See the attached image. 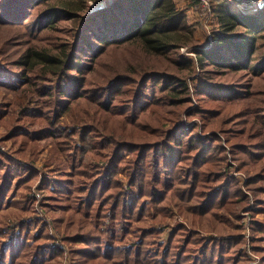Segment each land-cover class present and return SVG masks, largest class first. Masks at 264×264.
Segmentation results:
<instances>
[{
    "label": "trees",
    "instance_id": "obj_1",
    "mask_svg": "<svg viewBox=\"0 0 264 264\" xmlns=\"http://www.w3.org/2000/svg\"><path fill=\"white\" fill-rule=\"evenodd\" d=\"M231 5L217 1L212 43L192 46L189 58L178 48L194 30L174 0H0L2 21L72 25L56 54L28 48L18 70L0 60V88L17 95L0 109V126L19 143L0 153V264H61L62 241L78 244L71 264H246L245 210L249 249L264 264V99L216 81L263 72L264 8ZM127 43L147 64L87 78L107 47ZM197 66L208 81L192 107ZM183 113L201 127L183 126ZM45 148L50 172L61 171L42 198L47 214L59 210V242L32 214L35 189L52 183L29 163Z\"/></svg>",
    "mask_w": 264,
    "mask_h": 264
},
{
    "label": "rangeland",
    "instance_id": "obj_2",
    "mask_svg": "<svg viewBox=\"0 0 264 264\" xmlns=\"http://www.w3.org/2000/svg\"><path fill=\"white\" fill-rule=\"evenodd\" d=\"M217 1L210 0L209 5L204 6L196 0H174L177 7L182 10V14L186 17L188 24L194 30L191 36H182V38H185L183 40L185 41V44L182 47L178 48V51L180 53L185 54L190 58L193 57L191 54H194L190 52V50H192V46L198 47L200 45H211L212 31L217 25L214 12V5L217 4ZM99 5L104 6L105 4L104 2L92 3V10L96 9ZM231 7H233V5H231ZM38 9L39 7L36 9V11ZM233 9L235 10V8ZM69 27H72L71 22L66 19H61L60 21H58V23L55 24L53 29H40L38 27H31V23L25 24L14 21L9 22L0 20V60L2 62H8L9 66L12 69L18 70L19 67H16L17 59L23 56L28 48H32L34 50L44 49L56 54L59 51L60 45L62 43L67 42V30H69ZM260 43L262 44V48L261 50H259L258 53H256L258 58H260L261 52L264 51V37L260 39ZM190 46L191 48H189ZM147 61H149V59L145 56V52L137 44L127 43L124 45L122 44L117 46H109L107 47L105 53H103V55L100 57V60L95 63L93 71L87 75V78L91 81L97 82L99 80L103 82L108 76L117 72H127L128 70H140L143 65L147 64ZM40 65L42 66V64H39L38 67H40ZM195 70L196 71L189 79V86L191 90L190 93L192 97V107L198 104V100H196L197 98L195 96V93L198 94V92L203 89V86H205L204 83L208 81L206 77H204L201 68L197 66ZM249 73V75H247V73L244 74L243 72L220 73V75L216 77V81L224 82L232 86H238L236 88L242 92L249 88L250 92H254V96L260 99H264V70L262 73L256 75L253 72ZM251 95L252 94H248L247 96L251 97ZM16 96L17 95L11 89L1 87L0 109L4 107V105L9 99L15 100ZM16 114L17 111L14 112L10 110L9 115H5L4 119L8 118L9 124L12 125L13 123H15L14 117L16 116ZM181 118V124L185 127H191L195 124L199 128L201 127L200 121H198V117H187L186 114L183 113ZM21 121H24V119ZM3 130L4 126H0V153L12 154L15 150H17L19 143H15L11 140H4ZM43 143L44 141L42 140L35 144L37 146H40ZM29 155L30 153H28L26 157H28ZM48 156L49 153H47V148H45L44 150H41L39 152V154L36 156L37 158L34 161L29 162L30 165L34 166L36 170H38L40 173H43L44 178L45 176H48L50 182L53 183L46 185L44 188L40 186L35 189L34 192L37 201L35 208L32 211V214L45 220V223L47 224L46 229L50 234V238L59 242L61 240L62 233L54 227V223L52 221L54 217L51 213V211L57 212L59 210L56 208H52V210L47 214L45 212L46 208H44L43 206V203H47L46 197L49 195V191H51L53 187L59 186V182L57 180L59 179V173H61L60 170H57L53 173L50 172V167L46 162ZM50 162L51 161H49V163ZM235 173L238 176H243L241 173ZM15 179L12 180L13 183ZM241 214L243 217L240 222H242L243 226L245 227L242 230V235L244 236L246 246H248L246 250L251 258L250 260L248 259L246 264L256 263L254 261H257L259 264L260 256L251 252V250L249 249V247L251 246V238L253 235L248 226L250 223L249 220L251 219L249 211H242ZM55 215H59V212ZM259 217H261L260 214L258 215V218ZM30 228L31 232H35L37 230V227L34 225H31ZM131 229L132 228H130V230ZM129 234H127L126 237L132 238V233ZM60 244V247L63 246L66 249L64 257L61 258V264H71L70 259L72 258H70V250L71 248L77 247L78 244H72L70 242L65 241H62V243ZM72 264L81 263L77 262V260L75 259L74 263Z\"/></svg>",
    "mask_w": 264,
    "mask_h": 264
},
{
    "label": "built area",
    "instance_id": "obj_3",
    "mask_svg": "<svg viewBox=\"0 0 264 264\" xmlns=\"http://www.w3.org/2000/svg\"><path fill=\"white\" fill-rule=\"evenodd\" d=\"M200 4L207 6L210 0H196ZM233 8L235 11L241 14H253L258 13L264 8V0H232ZM258 264L257 261H254ZM254 263V264H256Z\"/></svg>",
    "mask_w": 264,
    "mask_h": 264
},
{
    "label": "crops",
    "instance_id": "obj_4",
    "mask_svg": "<svg viewBox=\"0 0 264 264\" xmlns=\"http://www.w3.org/2000/svg\"><path fill=\"white\" fill-rule=\"evenodd\" d=\"M217 1V0H216Z\"/></svg>",
    "mask_w": 264,
    "mask_h": 264
}]
</instances>
